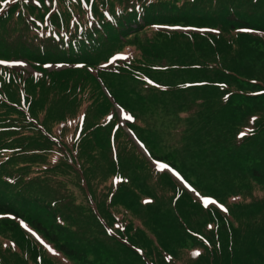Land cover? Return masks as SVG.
Returning a JSON list of instances; mask_svg holds the SVG:
<instances>
[{
  "label": "trees",
  "instance_id": "trees-1",
  "mask_svg": "<svg viewBox=\"0 0 264 264\" xmlns=\"http://www.w3.org/2000/svg\"><path fill=\"white\" fill-rule=\"evenodd\" d=\"M18 60L0 65V264H264V0H0V61Z\"/></svg>",
  "mask_w": 264,
  "mask_h": 264
},
{
  "label": "rangeland",
  "instance_id": "rangeland-1",
  "mask_svg": "<svg viewBox=\"0 0 264 264\" xmlns=\"http://www.w3.org/2000/svg\"><path fill=\"white\" fill-rule=\"evenodd\" d=\"M20 68H25V69H27V70H29L30 68L29 67H27L26 66V64H20V65H18ZM51 70H59L60 68L59 67H55V66H50L49 67ZM116 110H117V112H118V114H119V120H120V123L123 125V126H125V124H128V123H131V118H130V116L126 113V112H122L120 109H118V107H116ZM162 154V152L161 151H158V154ZM155 165V164H154ZM158 164H156V166H157ZM157 167H159V166H157ZM25 227L26 228H28L25 224L23 225V228H24V230H26L25 229ZM29 229V228H28ZM31 235L36 239V240H38V242H41V240H40V238H38L34 233H31ZM43 243V242H42Z\"/></svg>",
  "mask_w": 264,
  "mask_h": 264
}]
</instances>
